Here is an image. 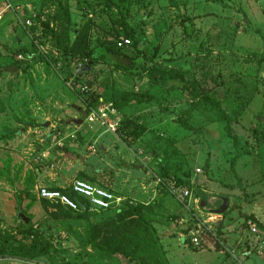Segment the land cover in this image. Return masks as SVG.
I'll use <instances>...</instances> for the list:
<instances>
[{"label": "rangeland", "instance_id": "obj_1", "mask_svg": "<svg viewBox=\"0 0 264 264\" xmlns=\"http://www.w3.org/2000/svg\"><path fill=\"white\" fill-rule=\"evenodd\" d=\"M58 4L67 7L69 22ZM0 12V264H126L128 259L100 247L109 233L129 235V240L136 235L147 244L166 233L169 244L146 249L148 264H219L207 251L202 256L189 251L211 242L231 255L227 237L236 232L241 233V255L247 251L253 258L241 264H264V228L259 226L264 227V0H0ZM31 12L35 26L28 27ZM123 22L149 44L152 63L140 56L133 38L121 49L135 62L132 70L116 69L100 53L101 48L116 50L119 38H130ZM34 55L45 60L30 61ZM74 60H80L77 66ZM83 62L92 65L79 69ZM153 66L185 72L199 96H191L178 78L151 77ZM133 93L140 99H132ZM216 100L236 145L212 106ZM110 103L118 115L108 121H118L115 130L130 143L140 139L136 152L160 194L130 215L143 225L136 229L128 221L117 222L118 210L77 219L37 195L46 187L39 179L47 171L55 173L64 148H49L53 164L45 162L29 129L53 124L58 134V126ZM98 128L93 133L102 132ZM113 136L108 131L102 139ZM133 173L137 180L138 170ZM169 184L181 185L189 197L180 200ZM216 194L230 200L220 227L198 206L200 199L213 201ZM19 214L29 219V233H19L25 224ZM252 224L257 233L251 235ZM190 232L200 245L182 241ZM27 251L34 256H21Z\"/></svg>", "mask_w": 264, "mask_h": 264}, {"label": "crops", "instance_id": "obj_2", "mask_svg": "<svg viewBox=\"0 0 264 264\" xmlns=\"http://www.w3.org/2000/svg\"><path fill=\"white\" fill-rule=\"evenodd\" d=\"M192 27L194 28V26ZM86 87L90 88V86L88 87L87 84ZM132 95H137V93H133ZM108 106H110L112 110L108 111V118L105 120V122L100 120L98 122L95 120L90 122L87 120V118L82 120H79V118H74V123L58 126V129H62L58 130V134L55 133V128L57 126L52 128L53 124H51L50 127H47L48 124L45 123V125L42 127L39 126V128L33 127L29 129V131L35 132L31 134V138L33 137V139L37 140V148H39V152L45 157V162L51 161L48 159V157H52V153H50L48 150L49 148L56 146H61L64 148L62 150L63 152L60 153L61 158L57 159V161H60V166H58L55 173L51 175L52 172L50 173L47 171L46 175L39 179L38 184L52 189H70V184L73 182V180L75 178L81 177L95 185L111 190L116 195H120L125 197L127 200H131L134 204H139L140 206L149 205L150 202L158 198L159 192L156 189L157 184L155 180L152 179L151 171L144 170V167L142 166L143 158H141V156H139L136 152L137 147L140 145V139H138L135 143H130L128 139H126L124 136H121L115 130L116 128L111 129L108 127L110 123H115L116 126L118 125V121H108L110 120L111 115L114 117V119L115 117L117 119L118 115L113 103L108 104ZM69 119H65L64 123H66ZM84 121L90 124L88 126L83 125ZM98 127L101 128L102 132L98 133V131H96L93 133V130L99 129ZM108 131L110 133H114L113 140L111 141L102 139V136ZM154 154L155 150H152V155ZM50 164L53 163L50 162ZM134 170H138V175H136L137 180L134 178ZM212 196L213 201L207 202L205 200V207H201L200 205L198 206L205 211V214H208L212 217L214 216L216 219L215 221L220 227L221 221L225 215L223 213H212L211 210L217 208V206L221 204L220 198L225 196L217 194ZM193 197V193H191V201L194 199ZM201 200L204 199H200L198 204ZM208 204L209 207L207 208ZM122 208L123 207H118L111 209L110 211H116ZM173 208V210H176L177 207L173 205ZM228 209L229 206L224 213H226ZM216 217H218L219 220ZM187 228V225L181 226L182 231H186ZM190 234L191 232L183 236L184 238L182 241H184L186 245L189 243L188 238ZM164 235L165 237H163L161 240H156L157 243L161 245V247L164 246V243L169 244V240H165L169 236H167L166 233ZM229 237L230 238L227 237L228 240L226 244L231 245L230 248L233 250L231 255H228L222 249L220 250L215 248L211 242H208V246L202 248L199 251L189 252H191V254L195 253V255L202 256L203 253L207 251L208 257L212 256V258L218 259L219 264H236V262L241 264V260H244L245 262H248L249 260L251 262L253 258H249L250 252L243 251L242 253H244L246 256H243V254L241 255V233L236 232L235 235L233 234V236ZM177 245H180L179 240ZM180 248L182 249V246ZM183 249L188 250L185 248ZM131 263L134 264V262H130L128 260L126 261V264ZM193 264L208 263L204 260H196Z\"/></svg>", "mask_w": 264, "mask_h": 264}, {"label": "trees", "instance_id": "obj_3", "mask_svg": "<svg viewBox=\"0 0 264 264\" xmlns=\"http://www.w3.org/2000/svg\"><path fill=\"white\" fill-rule=\"evenodd\" d=\"M119 4L120 3L118 1L114 2V6H116L118 9L120 8ZM58 5L61 7V10L65 14V19L69 22L70 19H69V14H68V11H67V7L64 6L63 4H58ZM30 27H33V26H30ZM122 28L126 32V34L130 37L129 38L130 44L132 43L131 39L133 38V41H134L133 44L136 46L137 52L140 54V56L144 60L152 63L153 60H154V53L150 52L149 47H148L149 44L147 42H145L144 40H142L141 38H138L137 34L134 32V30H132V28H130L126 23H124V22L122 23ZM32 29H34V28H32ZM45 29H46V31H50L51 32V30L49 29L47 24H45ZM184 30L186 31V33L188 35L187 27L184 26ZM116 43H117V41H116ZM116 43H115V49L116 50H114V49L112 50L110 48H101L100 53H102V55L110 63H112V65H114L116 69H120V70H123V71H129V70L134 69L135 66H136L135 62L129 56H127L125 53L121 52V49H123L125 47H118ZM128 46H126V47H128ZM83 49H86V46H84ZM84 51L85 50H83V52ZM20 53H25V50H20ZM86 53H87V57H88L90 55L89 54L90 52L86 51ZM29 58H31L30 61H33V62L45 60L44 56H41V55H38V56L34 55L32 57H29ZM75 58H76V56H74L72 59H75ZM74 62H75V65L77 66V64L80 62V60H74ZM26 63H25V65H28ZM88 65H92V63L91 62H89V63L83 62L82 64H80L79 69H81L83 67L89 68ZM149 71L150 72H149L148 75H150V76H151L152 73H155V74L158 73V78H159V80H162V81H166V80H170V79H177L178 78L185 85V87L187 88L188 93L191 96H193V97H198L199 96V93L197 92L196 87L193 84V82L191 80H188V79L185 78V72H183V71H175V70L159 69V68L154 67V66L151 69H149ZM72 75H74L76 77L79 74H77L75 72H72ZM151 77H153V76H151ZM81 87L85 89L86 88V84L82 83ZM75 93L77 95H80L77 90L75 91ZM140 97L141 96H139V95H132L131 96V98L135 99V100L140 99ZM203 99H205V101H210L207 97H203ZM212 106L215 109H217V111L219 112L220 119L226 121V124L224 126V131L226 132L227 136L232 139L234 145H236L237 138H236V136L234 134H232L229 118H228L227 114L220 108V102L218 100L213 101L212 102ZM177 181H178V184L181 183L182 185H186L185 182H181L179 180H177ZM58 190H61L62 192L68 194L71 198H74V195H73V193H71L70 189L64 188V189H58ZM42 201L46 202L45 205L50 203V202L45 201V200H42ZM81 202H83V201H81ZM50 204H55V203H50ZM55 205H58V206L64 208L65 211H66V214L69 217H73V218H77V219H83V218H85L87 215H89L91 213H99V212H90V211H88L87 208H86V205H84V206L81 205L80 206L81 209L79 211H73V210H71L69 208H66L64 206H61L59 204H55ZM138 207H140L139 204H134L131 200H126L123 208L117 211V214L119 216V219H118L119 221H117V222L118 223H120V222L124 223V222L128 221L127 223L133 225L135 227L134 229H136L137 227H141V226L143 227L142 223L139 220H130V217H131L130 215L132 213H134V212L139 211ZM108 211H110V210H108ZM29 222L28 223L24 222L25 224H22L19 227V230H18L19 233L25 234V233H29L30 232V227L31 226L29 225ZM259 226L261 228H263V226L260 223H259ZM144 229L149 231L145 226H144ZM151 231H152V234L155 233L153 228L151 229ZM151 231H150V234H149V236H150L149 238L150 239H152ZM128 236L129 235L116 237V235L109 233L108 236H105L106 240H102V243H103L104 246L102 245L101 242H99V245L108 254H119V255L123 256L124 258L128 259L130 262H134L135 260L139 259L141 264H148V262H147L148 258H147V260H144L145 258H143V255H144L146 249H147V252H148V250H149L148 247L150 248L151 246H154V245L157 246L156 238H154V240H149V244H147L146 241L139 240V238L136 235L135 236L133 235L135 237L134 240L125 239V238H128ZM21 256H26V257H30L31 256L32 257V256H34V254H32L31 252L27 251V252L21 253ZM155 262L157 264V261H154L153 264H155Z\"/></svg>", "mask_w": 264, "mask_h": 264}, {"label": "built area", "instance_id": "obj_4", "mask_svg": "<svg viewBox=\"0 0 264 264\" xmlns=\"http://www.w3.org/2000/svg\"><path fill=\"white\" fill-rule=\"evenodd\" d=\"M34 18L35 16L32 12L27 16L25 23L28 27L35 25ZM116 44L118 47H126L130 44V40L128 38L121 37L117 40ZM111 110L112 108L110 106H104L97 111L91 110L86 118L90 122L97 119L105 122L108 118V111ZM115 126V123H110L108 125L111 129H114ZM158 181L161 182L160 179H158ZM169 189L180 200H183L190 195L189 191L182 188L181 185L175 186L174 184H169ZM70 191L73 193L74 198H71L68 194L62 192L61 190L48 187H40L37 194L42 200L59 204L73 211H79L81 209V205H86L87 210L90 212L108 211L114 208L123 207L127 200L125 197L116 195L111 190L95 185L84 178L74 179L70 184ZM249 228L251 234L257 233L255 224L249 225ZM188 240L190 244L195 246H198L201 243V239L193 232H191Z\"/></svg>", "mask_w": 264, "mask_h": 264}, {"label": "water", "instance_id": "obj_5", "mask_svg": "<svg viewBox=\"0 0 264 264\" xmlns=\"http://www.w3.org/2000/svg\"><path fill=\"white\" fill-rule=\"evenodd\" d=\"M87 85H88V87H89V84H87ZM46 125H47V124H46ZM220 199H221V204H219V205L217 206V208L211 210L212 213H215V214H222V213H224V212L227 210V208H228V206H229V199L226 198V197H221ZM199 205H200L201 207H205V206H206V201H205V200H201L200 203H199ZM19 216H20V218L23 219V221H24L25 223H28V222H29V219H28L27 217L23 216L22 214H19ZM131 264H132V263H131Z\"/></svg>", "mask_w": 264, "mask_h": 264}]
</instances>
